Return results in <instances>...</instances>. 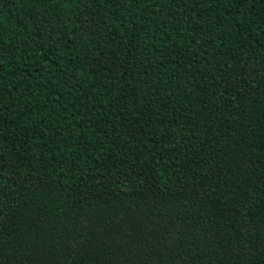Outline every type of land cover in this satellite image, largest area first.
<instances>
[{
	"label": "trees",
	"instance_id": "1",
	"mask_svg": "<svg viewBox=\"0 0 264 264\" xmlns=\"http://www.w3.org/2000/svg\"><path fill=\"white\" fill-rule=\"evenodd\" d=\"M0 264H264V0H0Z\"/></svg>",
	"mask_w": 264,
	"mask_h": 264
}]
</instances>
